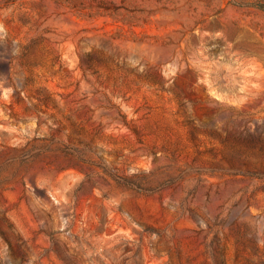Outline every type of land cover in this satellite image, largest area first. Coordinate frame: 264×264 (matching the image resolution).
<instances>
[{
  "label": "rangeland",
  "instance_id": "rangeland-1",
  "mask_svg": "<svg viewBox=\"0 0 264 264\" xmlns=\"http://www.w3.org/2000/svg\"><path fill=\"white\" fill-rule=\"evenodd\" d=\"M0 0V264H264V10Z\"/></svg>",
  "mask_w": 264,
  "mask_h": 264
},
{
  "label": "trees",
  "instance_id": "trees-1",
  "mask_svg": "<svg viewBox=\"0 0 264 264\" xmlns=\"http://www.w3.org/2000/svg\"><path fill=\"white\" fill-rule=\"evenodd\" d=\"M237 2L240 5L252 4V5L264 10V0H254V1H250V3H248L249 1L248 2H244V3H242V1H237Z\"/></svg>",
  "mask_w": 264,
  "mask_h": 264
}]
</instances>
